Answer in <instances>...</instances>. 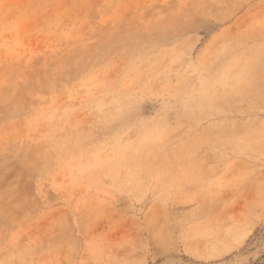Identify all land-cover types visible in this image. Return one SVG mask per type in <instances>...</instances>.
Returning <instances> with one entry per match:
<instances>
[{"label":"rangeland","instance_id":"rangeland-1","mask_svg":"<svg viewBox=\"0 0 264 264\" xmlns=\"http://www.w3.org/2000/svg\"><path fill=\"white\" fill-rule=\"evenodd\" d=\"M0 264H264V0H0Z\"/></svg>","mask_w":264,"mask_h":264},{"label":"bare ground","instance_id":"bare-ground-1","mask_svg":"<svg viewBox=\"0 0 264 264\" xmlns=\"http://www.w3.org/2000/svg\"><path fill=\"white\" fill-rule=\"evenodd\" d=\"M125 79V78H124Z\"/></svg>","mask_w":264,"mask_h":264}]
</instances>
